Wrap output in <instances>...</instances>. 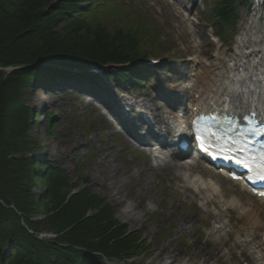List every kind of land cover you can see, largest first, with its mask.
<instances>
[{
	"label": "rangeland",
	"instance_id": "1",
	"mask_svg": "<svg viewBox=\"0 0 264 264\" xmlns=\"http://www.w3.org/2000/svg\"><path fill=\"white\" fill-rule=\"evenodd\" d=\"M122 1L135 6L158 29L161 50L154 49L155 54H152V50L149 52L150 58L161 59L162 63L159 75L151 78L137 77L135 87L122 86L121 89L140 95L150 107L159 105L165 113L171 112L170 108L166 106L167 103L160 101L161 97L157 94L180 100L182 107L192 103L196 95L192 84L204 78V63L210 64L206 53L201 52L202 48L225 59L227 67L232 64L230 54L237 41L246 37L244 35L252 24L258 25V29L264 34V14L259 21V15L253 7L257 0H247L245 6H237L239 22L235 28L227 30L228 37L223 39L224 45L215 37L219 30L212 8L217 0H183V17L174 22V29L172 26L167 27L160 12L165 5L174 11L175 6L170 3L171 0ZM183 24L191 32L187 41L182 40L178 28ZM65 26V22L61 20L57 22L55 29L62 31ZM194 55L199 57L197 61L204 62L203 65L186 62L188 57ZM65 66L70 65L61 67ZM217 72L215 70L212 75H217ZM193 73L196 76L192 77ZM82 77L67 75L65 80L69 81H60L62 84L59 87L50 90L39 87L42 81H38L24 92L25 103L33 109L31 135L37 144V150L31 155L44 163L55 162V167L63 170L68 182L75 184L77 189L86 186L90 192L106 197L115 211V218L142 235L146 241L143 252L127 261L109 264H159L170 251L180 254L181 259H188L192 253L196 254L193 264H199L207 257H214L215 264H255L253 259L264 264L262 250L254 246L255 240L264 238V203L256 199L251 202L242 199L244 202L238 200L236 204L232 197L246 194L238 185L217 176V171L207 167L202 161L183 157V163L190 169H179L175 166L178 157H170L161 166H155L130 140L124 139L126 133L118 130L121 125H113L102 114L101 108L96 106L98 102H91L86 93L78 91ZM48 101H51L49 107L45 105ZM108 115L111 116V113ZM71 138H75L77 143L67 144L66 140ZM100 155L107 156L111 168L118 170L121 181L119 187L124 198L121 204L113 200L114 192L103 186V180L95 179L96 163ZM138 168L145 170L144 176H136ZM39 171L45 170L40 168ZM195 174L210 179L216 192L204 187L197 191L191 180ZM82 176L87 183L80 179ZM188 184L191 187L185 190L184 185ZM35 191L39 194L44 192L41 185ZM129 203L136 206L140 218L129 219L122 214L124 205ZM252 205L259 208L262 218L260 222L249 219L238 208H253ZM43 231L49 232L47 229Z\"/></svg>",
	"mask_w": 264,
	"mask_h": 264
},
{
	"label": "trees",
	"instance_id": "2",
	"mask_svg": "<svg viewBox=\"0 0 264 264\" xmlns=\"http://www.w3.org/2000/svg\"><path fill=\"white\" fill-rule=\"evenodd\" d=\"M245 1L217 0L212 10L222 35L235 25L236 6ZM61 20L66 26L59 31ZM160 44L156 27L121 4L0 0V67H26L0 69V264H105L104 259L123 261L145 250L142 235L115 218L106 197L86 186L77 189L55 162L31 155L37 150L33 109L23 98L42 77L44 83L66 79L36 64L126 65L161 50ZM140 71L110 74L127 80ZM38 185L43 193L35 191ZM45 229L57 238H39Z\"/></svg>",
	"mask_w": 264,
	"mask_h": 264
},
{
	"label": "bare ground",
	"instance_id": "3",
	"mask_svg": "<svg viewBox=\"0 0 264 264\" xmlns=\"http://www.w3.org/2000/svg\"><path fill=\"white\" fill-rule=\"evenodd\" d=\"M172 5L175 6L174 11H172L168 6H164L163 9L161 8L160 12L164 16L165 24L168 26H172L174 29V22L176 20H180L179 18L183 17V0H171ZM178 18V19H176ZM184 23V22H182ZM180 29V35L182 40L188 39L190 36L189 30H187V27L185 24L178 26ZM246 39L239 40L238 46L232 51L231 59L233 60V64L229 65L227 70H223L226 66V61L223 58H218L217 56L212 55L211 53H208V49L202 48V53H206L207 60L210 62V66L203 63L202 68L205 70V77L202 80L197 81L193 86H195V93L199 94V99L196 100V104L193 106L203 107V108H212V107H221L225 108L226 102L228 100V96H234L237 95L238 87L239 86H246V84L250 83L252 85H255L256 82H260V86L258 87L259 91L263 92L264 87V34L260 29H258V25L252 24L248 28ZM256 39L255 42H253V39ZM211 44V43H210ZM208 44V46L210 45ZM197 55H194L193 60L196 61ZM187 64V63H186ZM189 65V64H187ZM208 68V69H206ZM215 70H219V74L217 76L212 75ZM224 71H226L227 76H224ZM223 73V74H222ZM249 78V79H248ZM69 81V80H65ZM75 81V80H74ZM131 100V99H130ZM195 101V100H194ZM138 106L141 107V109L145 112V110L150 113V116L152 117L153 121L161 127V130L165 129L167 132L171 131L170 127V119L168 117H165L164 111L160 108L159 105H155L153 107H149L146 103V101L141 97L137 96L136 101ZM51 101L46 102V106H51ZM261 103V102H260ZM259 107H262V105H258ZM132 108L133 105L127 106ZM241 109H236V111ZM121 120L126 119L125 117H120ZM152 122V121H151ZM127 128H130L129 132L131 134H134L136 136V139H132V143H140V133L138 132V126L136 123H128ZM150 127V125H148ZM133 136V137H134ZM124 139L129 140V137L124 135ZM66 143H77V140L75 138H71L66 140ZM137 148V147H136ZM138 149V148H137ZM141 152V151H139ZM143 153V152H142ZM144 154L149 159L150 153L145 152ZM110 159L105 155H100V159L96 163V172L97 176L96 178H100L103 180L104 187L111 191H113V200H115L116 203L121 204L123 203L124 198L121 195V189L119 187V184H121V181L119 180V173L117 169L111 168V165L109 163ZM158 164V163H157ZM179 169H185V164L183 163L182 159L178 158V163L175 165ZM145 175V170L143 169H137L136 170V176L141 177ZM180 176H177L179 178ZM188 180V178H187ZM192 183L194 187L197 188V191L204 188H209L213 192H216L214 189V184L211 183L210 179L204 178L201 174H195L194 177H191ZM232 182V181H231ZM189 183V181H188ZM232 184L240 185L238 182H232ZM188 185H184L185 190L189 188ZM191 187V186H190ZM241 191H245L244 188L240 185L239 188ZM143 192L146 193L145 189H142ZM237 194V193H236ZM235 197H232V200L237 204L238 200L241 201H247L249 200L254 201L255 199L252 196L249 195H234ZM243 197V198H242ZM243 199V200H242ZM243 201V202H244ZM253 208L245 209L244 207H238L240 208V212L246 215L249 219L260 222L261 215L258 211V207L255 205H252ZM122 214L129 219H138L140 218L139 212L136 211V206L132 203H129L127 205H124ZM219 231L220 228L218 229ZM217 230V231H218ZM221 236V234L219 233ZM254 246L257 249L262 250L263 256H264V238L258 239L254 241ZM159 254V253H158ZM250 254V253H249ZM196 254L192 253L189 255L188 259H181L180 254L176 253L175 251H170L166 254L165 257H163L160 260L159 264H193L192 260L194 259ZM214 256V255H213ZM218 256V255H217ZM220 256H218L219 258ZM253 263L255 264H261L257 261V259H253ZM199 264H215L214 257H207L204 258Z\"/></svg>",
	"mask_w": 264,
	"mask_h": 264
},
{
	"label": "water",
	"instance_id": "4",
	"mask_svg": "<svg viewBox=\"0 0 264 264\" xmlns=\"http://www.w3.org/2000/svg\"><path fill=\"white\" fill-rule=\"evenodd\" d=\"M38 65H41V64H38ZM50 66L52 67H58V65H55V64H50ZM62 66V65H61ZM59 66V67H61ZM61 69L65 70V71H70L72 74H93L95 72L98 71V67L97 66H94V67H91V68H77V69H71L69 68L68 66H65V67H61Z\"/></svg>",
	"mask_w": 264,
	"mask_h": 264
},
{
	"label": "snow or ice",
	"instance_id": "5",
	"mask_svg": "<svg viewBox=\"0 0 264 264\" xmlns=\"http://www.w3.org/2000/svg\"><path fill=\"white\" fill-rule=\"evenodd\" d=\"M193 127H196V122L194 121L193 122ZM197 131H199V129L197 128ZM194 139L198 142V144H199V147L203 150V151H205V152H207L208 151V149L204 146V142H203V139L201 138V136H199V135H195L194 134ZM213 158H215V157H213ZM237 163H240V161H236ZM245 167H247V165H244ZM258 176H259V179L260 180H264V169H262L259 173H258Z\"/></svg>",
	"mask_w": 264,
	"mask_h": 264
}]
</instances>
